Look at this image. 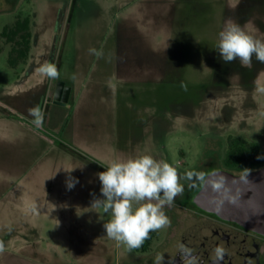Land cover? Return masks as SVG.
<instances>
[{
	"label": "rangeland",
	"instance_id": "rangeland-1",
	"mask_svg": "<svg viewBox=\"0 0 264 264\" xmlns=\"http://www.w3.org/2000/svg\"><path fill=\"white\" fill-rule=\"evenodd\" d=\"M239 1L0 0V241L10 234L8 226L19 229L0 252V264H154L158 255L171 264L192 222L179 195L164 209L170 225L157 231L149 252H129L106 235L110 213L92 207L94 199L103 198L97 174L113 161L150 155L145 133L154 128L153 117L164 122L163 158L181 174L211 170L210 161L220 160L230 135L264 142V91L236 101L239 112L230 123L226 97L212 89L221 78L213 67L218 33L229 4ZM18 17L32 20L37 63L54 45L59 70L54 82L73 88L65 107L40 105L41 126L13 104L19 93H12L29 69L11 66L12 45L2 33ZM120 48L134 53L117 55ZM118 72L129 83H122ZM79 102L82 128L69 129ZM59 113L62 127L53 125ZM85 128L103 130L97 155L81 146ZM115 147L127 151L124 160ZM31 165L37 166L35 177L20 181ZM179 176L184 186L189 178Z\"/></svg>",
	"mask_w": 264,
	"mask_h": 264
},
{
	"label": "flooded vegetation",
	"instance_id": "flooded-vegetation-1",
	"mask_svg": "<svg viewBox=\"0 0 264 264\" xmlns=\"http://www.w3.org/2000/svg\"><path fill=\"white\" fill-rule=\"evenodd\" d=\"M228 9L229 13L225 21L231 18L245 31L264 40V0H240L234 6L229 4ZM214 53H216L214 57L217 61L215 60L213 67L219 71L221 78L214 80L212 89L217 90L218 95L226 97V105L231 114L228 121L232 123L233 117L239 112L235 106L236 101L244 95H252L261 90L264 63L256 61L255 57L250 67L242 66L238 60L224 63L216 50ZM234 77L236 80H233ZM58 83H55L52 95H50L52 102H54ZM262 132H264V127ZM210 162L211 165L214 164L211 170L202 174V168L198 172L185 171L182 173L187 174L189 181L183 186L184 190L179 198L185 203L181 207L187 210L192 222L188 228V236L181 240L180 249L171 264H264V233L224 219L214 212L203 210L194 202L206 177L213 172L226 171L239 177L262 169L264 167V142H248L238 136L230 135L228 146L220 160ZM178 174L182 175L180 171ZM8 227H10V230L7 229L10 234L4 233L2 238L4 246L14 237L12 234L14 230L19 232L14 225ZM26 238L23 239L26 240ZM218 247L224 249L221 258L216 256L215 250ZM131 263L132 261L127 264Z\"/></svg>",
	"mask_w": 264,
	"mask_h": 264
},
{
	"label": "clouds",
	"instance_id": "clouds-1",
	"mask_svg": "<svg viewBox=\"0 0 264 264\" xmlns=\"http://www.w3.org/2000/svg\"><path fill=\"white\" fill-rule=\"evenodd\" d=\"M224 63L239 61L242 66L250 67L253 57L264 63V40L258 39L233 19L228 18L218 33L215 47ZM97 56L95 49L90 50ZM37 71L49 79H57L59 70L56 64L44 62ZM264 91V89H261ZM34 123L41 126L43 113L39 108L29 110ZM102 199L93 200L92 207L102 208L110 213V219L104 223L108 238L126 246L129 252L140 248L149 238L150 232L158 231L170 225V219L164 209L171 207L175 198L184 188L175 167L150 155L113 161L106 171L97 174ZM70 188L74 184L68 185ZM219 187V185H215ZM4 244L0 241V252ZM216 256L221 258L224 249L218 247ZM164 256L158 255L154 264H163Z\"/></svg>",
	"mask_w": 264,
	"mask_h": 264
},
{
	"label": "crops",
	"instance_id": "crops-1",
	"mask_svg": "<svg viewBox=\"0 0 264 264\" xmlns=\"http://www.w3.org/2000/svg\"><path fill=\"white\" fill-rule=\"evenodd\" d=\"M138 3H140V2H138ZM136 5L137 4H135L134 6H136ZM36 44L38 45V40L35 39V44H34V34H33V43H32V48H31V52H30V57L25 64H22V65L26 66V69L27 68L29 69L28 74L25 76L24 80L22 82H20L19 91H16V92L14 91V93H12L13 96L15 95L14 97H16V94L19 93V101H13V104L15 106L19 107V109L21 111L27 113L28 115H30V113H29L30 109L39 108L40 105H43V104H45L47 106H54V108H58V109L65 107L69 103L71 96L73 94V88L70 87L71 93H70L69 101L66 105H57L54 102H52V98L50 97V92L52 90V86L55 85L54 79H49V78L45 77L44 75L40 74L37 71V69L39 68V66L41 64H43L46 61L54 63L52 52H53V49L55 46L53 45V48H51V46L49 44L46 52L42 55L43 58L41 60V63L38 64L37 63L38 56H35V54H33V49L36 46ZM131 52L134 53V50L132 51L129 48H127V49L126 48H120V49H118L117 55H128V56H130V54H132ZM126 69H127V71H130V67H127ZM159 69L160 70L155 69V71L160 72L162 70L161 68H159ZM117 76H118L119 80L123 79L120 81L121 82L123 81L125 84L128 81H130L129 77L124 76L120 72L117 73ZM65 84L68 85L66 82H65ZM100 85L101 84H99V83H95L96 87H98ZM83 92H85V95H87V96L92 95V92H90L89 94H88V91H83ZM118 95H119V92L114 94L113 97L118 98ZM81 102H79V107L74 111V114H73L74 116L71 119V122L68 124L69 129H72L73 127L76 130L78 128L79 129L82 128L81 126H82V122L84 121V119L82 118V112L80 109L81 108L80 107ZM2 115L5 117L7 116L6 114H2ZM54 121H55L53 123L54 126L62 127V124H64V122H63L64 118L62 117V114L59 113L58 117ZM86 121H87V117H86ZM152 122L155 123L154 128H152L149 133H145L147 135V138H148L145 150L149 151L150 156L152 155V157L154 159L163 160L166 162V160H165L166 157L163 158L162 150H161L162 147L160 145V141H161L160 139H161V135H162L160 133L163 129L164 122H163L162 118H158V117L157 118L153 117ZM75 132H77V131H75ZM107 136H108V139L111 138L110 134H107ZM103 137H104V133H103L102 129L101 130L96 129L95 132L94 131L90 132V131H88V128H85V131H83V134H80V139H81L80 143H82L81 144L82 147L89 149V152L92 155H97V153H98V147L97 146L102 145ZM113 139H115V138L114 137L111 138V141L114 143L115 140H113ZM89 144H90V146H89ZM140 146H142V145H139L138 149H141ZM135 147H136V143H135ZM32 151H29L30 154L33 153ZM117 151H118V156H120L121 154L124 156V157L122 156L123 157V158H121L122 160H124L127 157L126 156L127 155L126 150H123L122 152H120V150L118 148H116L115 153H117ZM23 153H24V150L21 152L19 151V161H23L22 159L25 158V155H23ZM99 156H101V155L99 154ZM79 165H80V168L83 167L82 169L87 168V165L82 166L81 163ZM36 167H37L36 165H31V166L26 167L29 170H27L26 172L21 174L20 181H25L27 179H31V178L35 177V168ZM73 167H75V165ZM26 168L24 167V169H26Z\"/></svg>",
	"mask_w": 264,
	"mask_h": 264
},
{
	"label": "water",
	"instance_id": "water-1",
	"mask_svg": "<svg viewBox=\"0 0 264 264\" xmlns=\"http://www.w3.org/2000/svg\"><path fill=\"white\" fill-rule=\"evenodd\" d=\"M70 93L71 88L60 81L54 103L66 105ZM194 202L203 210L264 233V167L239 177L226 171L213 172L206 177Z\"/></svg>",
	"mask_w": 264,
	"mask_h": 264
},
{
	"label": "trees",
	"instance_id": "trees-1",
	"mask_svg": "<svg viewBox=\"0 0 264 264\" xmlns=\"http://www.w3.org/2000/svg\"><path fill=\"white\" fill-rule=\"evenodd\" d=\"M2 36L12 45V51L10 53L11 66L17 67L20 64H25L30 57L33 43L31 18L18 17L16 23L12 27H6L4 29ZM156 236L157 231L150 232L149 238L144 241L143 245L133 251L142 254L149 252Z\"/></svg>",
	"mask_w": 264,
	"mask_h": 264
}]
</instances>
